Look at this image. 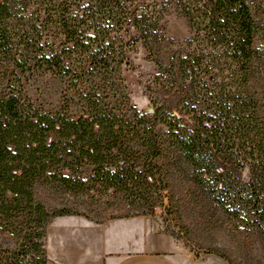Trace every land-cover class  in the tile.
<instances>
[{"label":"trees","instance_id":"1","mask_svg":"<svg viewBox=\"0 0 264 264\" xmlns=\"http://www.w3.org/2000/svg\"><path fill=\"white\" fill-rule=\"evenodd\" d=\"M138 1L0 0V229L20 242L0 264H48L47 227L72 213L49 212L36 198L44 185L147 204L185 173L237 229L264 231V0ZM169 8L192 37L168 67L157 58V78L185 95L191 126L159 105L139 113L121 76L130 28L153 54ZM38 76L61 84L51 109L28 96ZM226 155L251 162L249 183L219 172Z\"/></svg>","mask_w":264,"mask_h":264},{"label":"rangeland","instance_id":"2","mask_svg":"<svg viewBox=\"0 0 264 264\" xmlns=\"http://www.w3.org/2000/svg\"><path fill=\"white\" fill-rule=\"evenodd\" d=\"M152 1L139 0L136 6L145 7ZM160 28L161 41L153 49V54L138 39L137 31L130 28L126 38L130 44L128 62L122 66L121 76L127 87L130 104L139 113H151L159 105L181 118L185 125L191 126L190 117L185 114L184 105L180 103L185 95L159 83L157 77L162 72L156 62L159 58L168 67L172 58L188 52L191 28L174 8L164 12ZM60 88L61 84L42 76L33 78L26 86L28 96L37 102V106L45 109L57 105ZM217 160L219 172L233 184L249 183L252 176L250 161L243 168H238L227 155L218 156ZM92 172L91 167L84 166L80 170V177L87 181ZM64 173L71 174L68 171ZM188 178V174H182L180 180L173 184L172 193L164 191L161 200L154 191L147 204L133 202L128 198V193L113 197L93 190L73 196L56 185L38 186L36 198L49 212L67 209L72 213L69 216L86 217L95 223L134 217L149 219L160 234L174 239L178 249L170 255L181 264H264V231L253 227L237 229L235 223L227 219L222 208L194 189ZM251 219L255 220V217ZM46 240L47 235L45 244ZM19 243L15 235L0 229V252L15 249Z\"/></svg>","mask_w":264,"mask_h":264},{"label":"crops","instance_id":"3","mask_svg":"<svg viewBox=\"0 0 264 264\" xmlns=\"http://www.w3.org/2000/svg\"><path fill=\"white\" fill-rule=\"evenodd\" d=\"M46 235L48 264H181L170 255L178 249L174 239L142 217L104 223L56 217Z\"/></svg>","mask_w":264,"mask_h":264}]
</instances>
